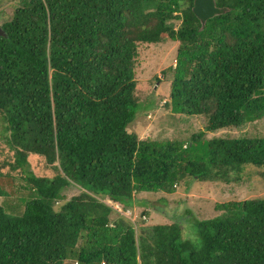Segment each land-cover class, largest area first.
<instances>
[{
	"label": "trees",
	"instance_id": "obj_1",
	"mask_svg": "<svg viewBox=\"0 0 264 264\" xmlns=\"http://www.w3.org/2000/svg\"><path fill=\"white\" fill-rule=\"evenodd\" d=\"M215 2L228 10L202 26L193 0H15L1 23L0 114L29 197L19 214L0 205V264H264V198L216 205L191 237L177 221L136 228L121 212L151 206L138 192L264 168V137L204 138L264 118V0ZM166 40L178 42L170 106L205 119L188 141L128 131L138 43ZM30 154L54 174L35 175ZM71 185L81 191L55 209Z\"/></svg>",
	"mask_w": 264,
	"mask_h": 264
},
{
	"label": "rangeland",
	"instance_id": "obj_2",
	"mask_svg": "<svg viewBox=\"0 0 264 264\" xmlns=\"http://www.w3.org/2000/svg\"><path fill=\"white\" fill-rule=\"evenodd\" d=\"M14 5L15 0H0V24L3 15L11 17ZM173 24L177 26L179 21L174 20ZM177 45L178 42L172 40L138 43L135 93L140 109L128 131L136 132L140 139L188 141L193 133L204 128L203 116L177 114L170 106L169 92L173 75L170 67L175 65ZM212 137H264V118L250 121L240 127H226L205 133L204 138ZM8 138L9 131L6 130V123L0 114V188L6 193L0 196V205L8 213L19 214L23 210L25 198L29 197V189L23 179L25 173L20 169L12 170L9 166V163H13L14 154L7 144ZM28 161L29 168L35 175L51 177L54 174L42 156L30 154ZM80 191L77 185L65 188L62 192L64 198L55 203L54 208L58 209L62 203ZM135 197L149 201L151 206L136 204L123 211L118 204L107 198L104 200L114 209L121 210L136 228L141 223L177 221L184 237H191L192 221L219 215L222 210L216 205L255 197L264 198V168L246 166L239 182H209L189 177L171 194L138 192ZM158 209H161L162 213L158 212ZM83 241L84 238L79 240V245H82ZM64 264L76 262L67 260Z\"/></svg>",
	"mask_w": 264,
	"mask_h": 264
},
{
	"label": "water",
	"instance_id": "obj_3",
	"mask_svg": "<svg viewBox=\"0 0 264 264\" xmlns=\"http://www.w3.org/2000/svg\"><path fill=\"white\" fill-rule=\"evenodd\" d=\"M228 10L227 7H219L216 5L215 0H193L192 11L195 16L200 20L203 26L207 19L216 15L225 13ZM6 19L9 17L5 15ZM4 29L0 25V36H6Z\"/></svg>",
	"mask_w": 264,
	"mask_h": 264
},
{
	"label": "flooded vegetation",
	"instance_id": "obj_4",
	"mask_svg": "<svg viewBox=\"0 0 264 264\" xmlns=\"http://www.w3.org/2000/svg\"><path fill=\"white\" fill-rule=\"evenodd\" d=\"M9 18H10V17H9ZM9 18H7V19H9ZM1 19H2V22L5 21V20H7L6 17H5V15H3ZM0 25H1V24H0Z\"/></svg>",
	"mask_w": 264,
	"mask_h": 264
}]
</instances>
